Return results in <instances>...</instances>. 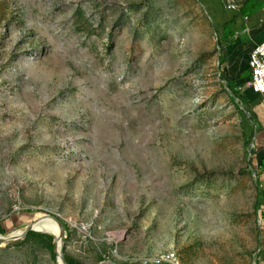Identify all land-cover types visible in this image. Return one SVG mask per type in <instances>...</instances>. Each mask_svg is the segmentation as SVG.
Here are the masks:
<instances>
[{
    "label": "rangeland",
    "instance_id": "1",
    "mask_svg": "<svg viewBox=\"0 0 264 264\" xmlns=\"http://www.w3.org/2000/svg\"><path fill=\"white\" fill-rule=\"evenodd\" d=\"M218 28L200 0H0V218L58 216L73 264H257L264 110L250 136ZM49 244L0 242V264H58Z\"/></svg>",
    "mask_w": 264,
    "mask_h": 264
},
{
    "label": "crops",
    "instance_id": "2",
    "mask_svg": "<svg viewBox=\"0 0 264 264\" xmlns=\"http://www.w3.org/2000/svg\"><path fill=\"white\" fill-rule=\"evenodd\" d=\"M200 1L211 13L217 26L221 27L224 22L232 19L235 20L231 25L234 30L233 36L229 42L225 43L226 55L222 69L226 78L237 80L238 84L246 81L247 77H242V75L244 73L243 71L247 68L249 52L257 42L264 39V8L249 15L247 19H243V16L239 14L238 10L225 8L223 0ZM242 28H247V30H241ZM241 35H246V38L244 40L241 39ZM241 87V90H243L245 85H241ZM258 106L262 105L258 104ZM262 108L264 110L263 106ZM257 113V116L261 117L262 113ZM260 138L259 144L262 143L263 145L261 144V146L263 147L264 138ZM31 214L29 212L11 213L8 217L1 218L0 232L11 230L17 224L27 223L28 219L26 218H29ZM35 216L37 217L38 215ZM259 264H264V261H260Z\"/></svg>",
    "mask_w": 264,
    "mask_h": 264
},
{
    "label": "trees",
    "instance_id": "3",
    "mask_svg": "<svg viewBox=\"0 0 264 264\" xmlns=\"http://www.w3.org/2000/svg\"><path fill=\"white\" fill-rule=\"evenodd\" d=\"M225 6H226V4H225ZM263 8H264V0H244L240 4V6L238 8V12L242 16H249V15L253 14L254 12L261 10ZM234 21H235L234 19L226 21L221 25V27H219L217 29V30H219V32H221L220 34L217 33V43H218L219 48H220L219 60H218L219 66H221L225 62V55H226L225 43L229 42L233 36V32L230 33V30H231L230 27H231L232 23H234ZM225 28L226 29L228 28L230 34H227V32H225V30H224ZM227 36H228V38H227ZM220 76L223 77L222 79H224L226 81V85H227L228 89L232 92V97H230V99L234 100L237 97L238 101L242 102V104L244 105L246 112L249 113V117H246L245 112L241 109V112L243 113V115L249 120L250 128H251L250 136H253L254 135V126H256L255 127L256 132L258 130V125H257V122H258L257 117L258 116L255 112H253L252 108L260 103L261 97L258 93L254 92L249 87L246 88V90H244L242 92H239V91L237 92L236 90H234V88L236 86L242 85L247 80L250 79L251 71H250L249 66H248V61H247V68H246L245 73L243 75L244 77L245 76L247 77L246 81H243L242 83L238 84L237 80H234V79L231 80V79L226 78L223 71L220 72ZM237 105H238V103H237ZM254 141H255V139H254ZM254 145H255L256 149L251 150V155L249 158V165H250L253 173H255L257 175V177H259L260 172L264 171V148L259 145V142H258V144L254 143ZM255 184H256V187L258 188L257 200L255 202V207L257 209H260L259 217L262 220V222H260V224L264 226V190L262 189V187L259 188L260 181L258 178L256 179ZM37 215H38V217H42V215L39 213ZM262 230H264V227ZM28 234H34V235H37L40 237L47 236L49 239H51L52 244H49V247H50V250L52 251L53 256L55 257V253L53 250L54 244L52 242V237L50 235H46V234L38 233V232H34V231H29ZM261 248H262V251L260 252L259 259L256 261L257 264H259L260 261H264V256H263L264 243H263ZM68 264H73V262L68 259ZM161 264H170V263H161Z\"/></svg>",
    "mask_w": 264,
    "mask_h": 264
},
{
    "label": "built area",
    "instance_id": "4",
    "mask_svg": "<svg viewBox=\"0 0 264 264\" xmlns=\"http://www.w3.org/2000/svg\"><path fill=\"white\" fill-rule=\"evenodd\" d=\"M242 0H227V6L225 8L231 10H238ZM247 19V16H243ZM247 30V28L245 29ZM248 66L251 70L250 79L247 82V86L254 92L258 93L261 97V103L264 106V39L256 43L252 48L249 58ZM23 210V204H18V207L11 209V212H20ZM176 259V257H174Z\"/></svg>",
    "mask_w": 264,
    "mask_h": 264
},
{
    "label": "water",
    "instance_id": "5",
    "mask_svg": "<svg viewBox=\"0 0 264 264\" xmlns=\"http://www.w3.org/2000/svg\"><path fill=\"white\" fill-rule=\"evenodd\" d=\"M47 215L50 216L52 219H54L56 221V223L58 224L59 229H60L58 244L56 242V237L51 235V234H49V235H51L53 237V241H54L53 250H54V253H55L56 262L58 264H60L59 261H58V260H60L61 264H67L66 261L64 260V255L62 253L63 240L66 237L64 224H63L62 220L58 216L53 215V214H47ZM34 222H35V219L32 222L27 223L24 226V230L21 233H19L18 235H14V236H11V237H6V236H8L9 233L7 235H3L2 237H0V242H11V241H15L17 239H22V238H24L26 236V234L29 231L41 232L39 230H35L32 227ZM41 233H46V232H41ZM91 264H123V263L106 259V260L98 261V262L91 263Z\"/></svg>",
    "mask_w": 264,
    "mask_h": 264
},
{
    "label": "bare ground",
    "instance_id": "6",
    "mask_svg": "<svg viewBox=\"0 0 264 264\" xmlns=\"http://www.w3.org/2000/svg\"><path fill=\"white\" fill-rule=\"evenodd\" d=\"M225 4H226V6H227V0H225ZM236 100H238V98H236ZM240 105H242V104H240ZM19 204V203H18ZM18 204H16V205H14V209L15 208H17L18 207ZM37 222H39L40 223V221H37ZM36 221H35V223H37ZM32 227L35 229V230H39V231H41V232H46V233H48V234H51V235H53V236H55L56 237V242H57V244H58V240H59V232L57 231V230H55V229H52V228H47V227H44V226H42L41 224H33L32 225ZM24 230V226H22V227H20V228H18V229H15V230H13L12 232H10L9 234H8V236H6V237H11V236H14V235H16L17 233H19V232H21V231H23ZM0 237H2V234L0 235ZM167 255H169L170 256V258L172 259V260H167V259H165V258H160V257H165V256H167ZM167 255H165V256H160L158 259H153L152 261H150L149 260V263H147V264H152V263H154V264H157V263H160V262H168V263H170V264H178V260L176 259V261H174L175 259H174V257H175V254H174V252H171V253H169V254H167ZM64 260L66 261V259H65V256H64ZM59 261V263L61 264V261L60 260H58ZM66 263L68 264V262L66 261Z\"/></svg>",
    "mask_w": 264,
    "mask_h": 264
},
{
    "label": "clouds",
    "instance_id": "7",
    "mask_svg": "<svg viewBox=\"0 0 264 264\" xmlns=\"http://www.w3.org/2000/svg\"><path fill=\"white\" fill-rule=\"evenodd\" d=\"M242 1H244V0H242ZM241 1V2H242ZM241 4V3H240ZM248 17V16H247ZM244 19V18H243ZM245 29L246 28H242L241 30H244L245 31ZM263 40V39H262ZM260 42V41H259ZM258 43V42H257ZM255 46V45H254ZM253 46V47H254ZM252 47V48H253ZM252 48H251V50H252ZM251 50H250V52H251ZM219 51H220V48H219ZM250 52H249V54H250ZM248 58H249V55H248ZM248 58H247V61H248ZM250 69V68H249ZM223 70V69H222ZM251 71V70H250ZM226 82V81H225ZM247 82H248V80L244 83V84H242L243 86L245 85V87H243L244 89H246V88H248V86H247ZM227 86V85H226ZM241 85H238V86H236L235 88H234V90H236L237 92L239 91V92H242V91H244V89L243 90H241ZM232 93V92H231ZM237 98V97H236ZM236 98H235V100H236ZM236 103H238V105L241 107L242 106V108L241 109H243L244 110V112H245V114H249L248 112H246V110H245V107H244V105L242 104V105H240V103H239V101L238 100H236ZM260 105H262V103H261V100H260V103H259ZM257 106V105H256ZM256 106H254L253 108H252V110H253V112H255L256 113V111H254L255 110V107ZM263 106V105H262ZM264 107V106H263ZM247 117V116H246ZM249 117V116H248ZM256 126H254V135L253 136H255V134H256V128H255ZM257 137V136H256ZM254 143V142H253ZM263 148H264V146H263ZM252 149H256L255 148V145H254V147L253 148H251L250 150H249V158H250V155H251V150ZM249 160V159H248ZM30 208V207H29ZM29 208H27V209H24V210H22V211H20V212H18V213H21V212H28V210H32V209H29ZM11 213H16V212H9L8 214H6V215H4L3 217H8ZM29 213H31V212H29ZM3 217H1V218H3ZM0 218V219H1ZM35 218H33L32 217V220L30 221V222H32L33 220H34ZM30 222H28V223H30ZM27 224V223H26ZM13 230H11L10 232H12ZM9 232V233H10ZM35 232V231H34ZM1 234H2V236L3 235H5V233L6 232H0ZM38 233H40V232H38ZM161 263H168V262H160V263H157V264H161ZM152 264H154V263H152Z\"/></svg>",
    "mask_w": 264,
    "mask_h": 264
}]
</instances>
